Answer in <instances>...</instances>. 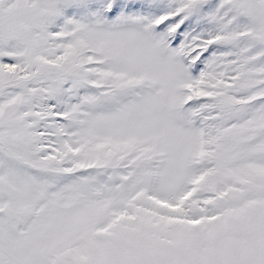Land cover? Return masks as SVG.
Masks as SVG:
<instances>
[{
  "label": "snow or ice",
  "instance_id": "1",
  "mask_svg": "<svg viewBox=\"0 0 264 264\" xmlns=\"http://www.w3.org/2000/svg\"><path fill=\"white\" fill-rule=\"evenodd\" d=\"M0 264H264V0H0Z\"/></svg>",
  "mask_w": 264,
  "mask_h": 264
}]
</instances>
